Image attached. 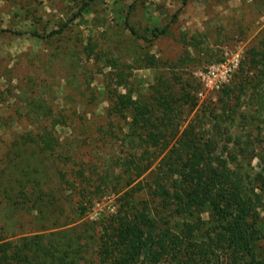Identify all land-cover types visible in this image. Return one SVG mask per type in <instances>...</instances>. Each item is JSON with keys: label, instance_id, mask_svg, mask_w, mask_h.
<instances>
[{"label": "rangeland", "instance_id": "374dc122", "mask_svg": "<svg viewBox=\"0 0 264 264\" xmlns=\"http://www.w3.org/2000/svg\"><path fill=\"white\" fill-rule=\"evenodd\" d=\"M263 31L264 0H0V241L43 234L63 250L79 226L115 212L117 192L146 174L136 177L126 164L141 152V141L127 120L107 112L112 95L126 90L120 82L132 97L159 75L190 85L196 104L183 107L181 128L193 119L220 146L226 133L253 136L254 97L257 89L264 94L260 65L248 72L262 80L256 89L234 86L227 109L217 97L236 83ZM224 61L236 64L210 88L207 72L224 75ZM44 135L53 153L39 151ZM17 175L28 192L17 191ZM133 194L144 197L141 190ZM87 228L92 239H75L85 248L80 263L101 264L92 249L99 231Z\"/></svg>", "mask_w": 264, "mask_h": 264}, {"label": "trees", "instance_id": "16d2710c", "mask_svg": "<svg viewBox=\"0 0 264 264\" xmlns=\"http://www.w3.org/2000/svg\"><path fill=\"white\" fill-rule=\"evenodd\" d=\"M262 34L238 69L236 83L221 88L217 101L222 109L229 108L234 86L240 92L260 86L261 78L253 80L248 72L260 65L259 76H264ZM177 84L159 75L145 93L132 97L134 91L120 82L125 92L111 97L108 114L127 120L129 130L141 141V152L133 153L127 168L133 164L136 177L146 173L133 186L117 192L115 212L79 226L81 233L70 237L63 250L44 242L43 234H36L35 240L24 235L16 242L0 241V264H83L85 248L81 251L75 239H92L87 227L99 231V242L91 248L101 264H264L260 214L264 209V94L257 89L254 97L257 132L245 140L226 133L220 146L193 119L180 127L183 107L189 104L192 109L196 101L190 85ZM47 136L42 137L39 151L53 153ZM150 152L152 159L143 163ZM20 175L13 179L17 191L25 193L28 182ZM29 178L43 196L37 177ZM131 183L132 179H126V186ZM135 189L144 197L136 198Z\"/></svg>", "mask_w": 264, "mask_h": 264}, {"label": "built area", "instance_id": "2783aa9c", "mask_svg": "<svg viewBox=\"0 0 264 264\" xmlns=\"http://www.w3.org/2000/svg\"><path fill=\"white\" fill-rule=\"evenodd\" d=\"M235 64L236 63L234 62V63H232V66H230V61H224L222 63H219V66L224 67V75L216 73L217 68L211 69V70L209 69L207 74H209L210 79H211L210 88H213V87L217 88L219 86V84L226 79L227 75L230 74V70L235 66Z\"/></svg>", "mask_w": 264, "mask_h": 264}]
</instances>
